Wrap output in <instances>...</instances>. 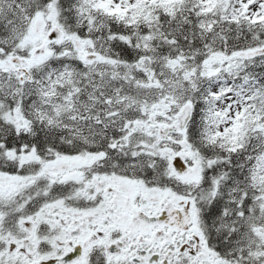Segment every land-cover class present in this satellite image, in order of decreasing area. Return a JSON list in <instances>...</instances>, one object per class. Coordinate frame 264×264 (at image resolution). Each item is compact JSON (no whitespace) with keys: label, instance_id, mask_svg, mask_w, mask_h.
<instances>
[{"label":"snow or ice","instance_id":"obj_1","mask_svg":"<svg viewBox=\"0 0 264 264\" xmlns=\"http://www.w3.org/2000/svg\"><path fill=\"white\" fill-rule=\"evenodd\" d=\"M0 264H264V0H0Z\"/></svg>","mask_w":264,"mask_h":264}]
</instances>
